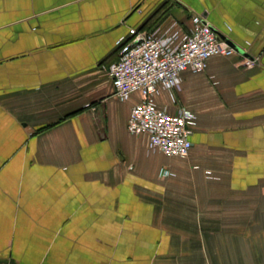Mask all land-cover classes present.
<instances>
[{
	"label": "crops",
	"instance_id": "1",
	"mask_svg": "<svg viewBox=\"0 0 264 264\" xmlns=\"http://www.w3.org/2000/svg\"><path fill=\"white\" fill-rule=\"evenodd\" d=\"M193 15L234 53L159 88L195 123L151 154L108 69ZM0 264H264V0H0Z\"/></svg>",
	"mask_w": 264,
	"mask_h": 264
},
{
	"label": "built area",
	"instance_id": "2",
	"mask_svg": "<svg viewBox=\"0 0 264 264\" xmlns=\"http://www.w3.org/2000/svg\"><path fill=\"white\" fill-rule=\"evenodd\" d=\"M129 36L119 41L117 61L108 69L115 99L126 102L134 94L139 96L130 109L127 131L132 135L146 134L151 154L186 158L195 116L182 107L170 114L156 105L155 96L159 88L178 91L182 72L202 73L210 58L231 56L234 49L200 15L191 17V29L183 36L177 32L159 36L137 30H130ZM255 62L246 58L238 66L252 67Z\"/></svg>",
	"mask_w": 264,
	"mask_h": 264
},
{
	"label": "water",
	"instance_id": "3",
	"mask_svg": "<svg viewBox=\"0 0 264 264\" xmlns=\"http://www.w3.org/2000/svg\"><path fill=\"white\" fill-rule=\"evenodd\" d=\"M226 43L230 46V47H234L233 44H231L229 41H226Z\"/></svg>",
	"mask_w": 264,
	"mask_h": 264
}]
</instances>
